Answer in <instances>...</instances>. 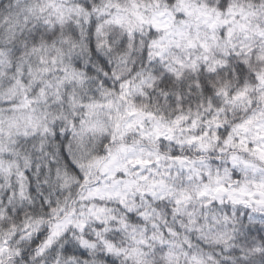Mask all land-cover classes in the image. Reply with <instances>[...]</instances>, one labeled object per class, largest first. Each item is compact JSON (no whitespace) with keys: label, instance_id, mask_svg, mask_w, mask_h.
I'll list each match as a JSON object with an SVG mask.
<instances>
[{"label":"clouds","instance_id":"9594fccd","mask_svg":"<svg viewBox=\"0 0 264 264\" xmlns=\"http://www.w3.org/2000/svg\"><path fill=\"white\" fill-rule=\"evenodd\" d=\"M0 264H264V0H0Z\"/></svg>","mask_w":264,"mask_h":264}]
</instances>
